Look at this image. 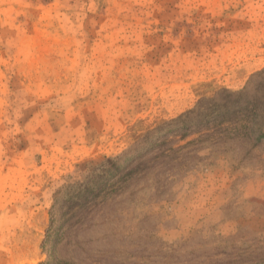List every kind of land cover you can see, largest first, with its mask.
<instances>
[{
	"label": "rangeland",
	"instance_id": "1",
	"mask_svg": "<svg viewBox=\"0 0 264 264\" xmlns=\"http://www.w3.org/2000/svg\"><path fill=\"white\" fill-rule=\"evenodd\" d=\"M0 264H264V0H0Z\"/></svg>",
	"mask_w": 264,
	"mask_h": 264
},
{
	"label": "trees",
	"instance_id": "2",
	"mask_svg": "<svg viewBox=\"0 0 264 264\" xmlns=\"http://www.w3.org/2000/svg\"><path fill=\"white\" fill-rule=\"evenodd\" d=\"M257 124V123H256ZM256 124H255V126H256ZM251 135H255V136H262V133H258V132H256L255 131V127H254V129L251 131ZM112 165H113V163L111 164V166L110 167H112ZM120 168H121V164L120 165H117L116 167H115V169H114V171L113 172H118L119 170H120Z\"/></svg>",
	"mask_w": 264,
	"mask_h": 264
},
{
	"label": "bare ground",
	"instance_id": "3",
	"mask_svg": "<svg viewBox=\"0 0 264 264\" xmlns=\"http://www.w3.org/2000/svg\"><path fill=\"white\" fill-rule=\"evenodd\" d=\"M119 160H122V159H119Z\"/></svg>",
	"mask_w": 264,
	"mask_h": 264
}]
</instances>
